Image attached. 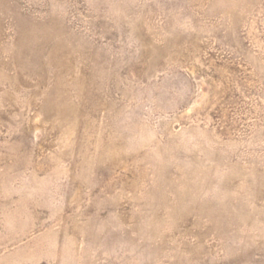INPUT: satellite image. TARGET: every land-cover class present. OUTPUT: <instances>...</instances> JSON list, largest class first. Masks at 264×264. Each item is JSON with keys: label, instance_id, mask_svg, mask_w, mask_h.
Instances as JSON below:
<instances>
[{"label": "rangeland", "instance_id": "374dc122", "mask_svg": "<svg viewBox=\"0 0 264 264\" xmlns=\"http://www.w3.org/2000/svg\"><path fill=\"white\" fill-rule=\"evenodd\" d=\"M0 264H264V0H0Z\"/></svg>", "mask_w": 264, "mask_h": 264}]
</instances>
